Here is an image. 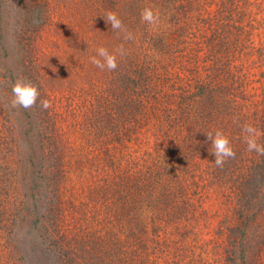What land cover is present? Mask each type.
<instances>
[{
	"label": "trees",
	"instance_id": "trees-1",
	"mask_svg": "<svg viewBox=\"0 0 264 264\" xmlns=\"http://www.w3.org/2000/svg\"><path fill=\"white\" fill-rule=\"evenodd\" d=\"M107 3L124 25L110 35L118 67L85 75L89 100L75 142L56 127L53 107H42L51 98L36 52L13 36L15 67L0 77V264H158L153 256L163 264H250L246 238L264 219V156L247 150L243 128L255 126L264 144V116L247 104L253 67L264 79L263 18L250 0ZM145 7L159 13L158 26L141 21ZM18 79L38 87L30 108L12 106ZM217 130L236 153L222 166L207 138ZM200 154L208 188L187 180ZM208 221L216 222L209 232ZM24 223L27 243L15 230Z\"/></svg>",
	"mask_w": 264,
	"mask_h": 264
},
{
	"label": "rangeland",
	"instance_id": "rangeland-1",
	"mask_svg": "<svg viewBox=\"0 0 264 264\" xmlns=\"http://www.w3.org/2000/svg\"><path fill=\"white\" fill-rule=\"evenodd\" d=\"M36 1L37 4H34L30 0L29 4L28 0H0V77L3 76L2 73H8L6 70L11 65L15 67L11 62L17 57L12 56L14 50L12 40L13 36L22 35L20 41L16 42V46L18 48L23 46L24 49L30 47V50L37 54L36 57H33V65L43 74V85L50 94L53 109L57 112L56 127L66 126L71 133L69 137L75 142L81 139V132L76 129L82 125L81 111H83L84 102L89 100V94L84 93V90L91 83H87L85 77L87 76L88 79L91 72L92 75L99 76V73L93 70L96 65L91 62V57L97 55L100 45L106 47L110 52L116 49L110 35L118 36L119 32L113 31L111 26L104 29L106 33L104 30L102 33L99 31L102 24L107 27L108 22L105 21V18L109 12L114 11L107 0ZM250 2L252 3L250 7L252 14L262 17L264 20V0H257L255 4L253 0ZM29 5L31 6L29 7ZM45 13L49 14L47 19H45ZM115 13L119 14L117 11ZM94 34L101 39L94 37ZM93 39H96L99 44L94 45ZM91 40L93 46L90 44ZM2 49L3 51H1ZM21 52L18 53V59ZM18 66L20 67V65ZM82 66L84 68H81ZM259 70H261L260 67H253L248 75L251 86L247 97L250 101H247V104L251 109L249 113H252L254 117L264 116L261 110L264 100V79H262L263 77L259 78ZM86 72L88 74H85ZM2 78L4 79V77ZM74 79H76L75 84L72 81ZM253 109H256L258 113L253 112ZM88 151L89 149L86 151L81 149L79 153L87 156ZM89 156L94 157L93 154ZM197 159L200 168L194 169L193 172H190L191 174H188V183L193 185L195 182L200 186L201 182L203 187L208 188L210 185L207 184V181L211 174L207 170L208 162L204 160L202 154ZM198 222L205 223L204 219ZM208 222L207 231L209 232L216 222ZM256 223L257 225L252 226L246 238L247 261L250 264H264V250L261 253V259L257 257L258 249L264 248V219H258ZM71 226L73 227V223ZM15 230L19 236H23L27 243L31 231L29 223L19 225ZM78 234L79 232H72L74 248ZM24 246L28 252L27 245L24 244ZM152 260L159 262L158 264L162 262L155 256L152 257ZM165 261L164 264H166Z\"/></svg>",
	"mask_w": 264,
	"mask_h": 264
},
{
	"label": "clouds",
	"instance_id": "clouds-1",
	"mask_svg": "<svg viewBox=\"0 0 264 264\" xmlns=\"http://www.w3.org/2000/svg\"><path fill=\"white\" fill-rule=\"evenodd\" d=\"M141 21L150 25L158 26L160 22V15L152 7H145L141 11ZM105 18V17H104ZM106 22H109L113 30H124L123 21L115 12H109L105 18ZM125 37L131 39L132 33L125 30ZM120 55L124 54V49L118 50ZM91 62L100 69L115 70L118 67L117 55L115 52H110L106 47H99L97 49V55L91 57ZM13 107H23L25 109L32 107L37 103L39 97L38 87L26 81L24 79H18L13 87ZM51 101L45 99L42 101V107L44 109L50 108ZM246 133L245 140L247 143V150L249 152H255L258 155L264 156V144L258 143L259 132L252 124H246L243 128ZM207 138L211 141L213 151L211 155L215 157L214 163L217 166H222L227 158H232L236 155L235 150L229 140V138L222 131H215L207 133Z\"/></svg>",
	"mask_w": 264,
	"mask_h": 264
}]
</instances>
